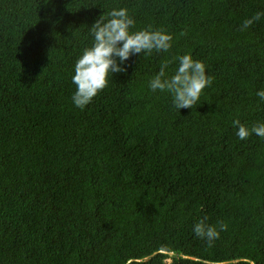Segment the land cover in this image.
I'll return each mask as SVG.
<instances>
[{
	"label": "trees",
	"instance_id": "obj_1",
	"mask_svg": "<svg viewBox=\"0 0 264 264\" xmlns=\"http://www.w3.org/2000/svg\"><path fill=\"white\" fill-rule=\"evenodd\" d=\"M113 8L172 47L132 56L81 110L74 65ZM257 12L264 0H0V264H264V137L237 136L264 123V16L242 28ZM184 54L214 79L178 110L148 82Z\"/></svg>",
	"mask_w": 264,
	"mask_h": 264
},
{
	"label": "clouds",
	"instance_id": "obj_2",
	"mask_svg": "<svg viewBox=\"0 0 264 264\" xmlns=\"http://www.w3.org/2000/svg\"><path fill=\"white\" fill-rule=\"evenodd\" d=\"M262 16L264 12H257L244 20L242 28L247 29ZM134 25L135 20L126 8H113L106 14L102 13L92 24V44L83 49L74 65L72 83L76 85V90L71 99L76 107L83 110L108 85L114 74L126 73L127 62L132 56L150 55L154 50L167 52L172 47L173 37L170 33L150 29L131 31ZM175 59L178 66L174 74L168 75L169 62H164L149 80L148 88L152 92L159 90L171 93L173 105L178 110L191 109L197 105L202 91L211 86L214 78L206 73L204 62L194 60L190 54L180 55ZM256 95L264 100V89L258 90ZM252 133L264 137V123L254 125L251 129L238 124L237 136L240 139H245ZM258 153L263 156L264 152ZM226 228L227 225H220V230ZM193 231L197 236L206 237L209 246L213 239L219 237V231L214 226L205 225L203 221L194 225ZM166 264H171V261H166Z\"/></svg>",
	"mask_w": 264,
	"mask_h": 264
},
{
	"label": "rangeland",
	"instance_id": "obj_3",
	"mask_svg": "<svg viewBox=\"0 0 264 264\" xmlns=\"http://www.w3.org/2000/svg\"><path fill=\"white\" fill-rule=\"evenodd\" d=\"M170 260V259H169ZM168 261V260H167Z\"/></svg>",
	"mask_w": 264,
	"mask_h": 264
}]
</instances>
